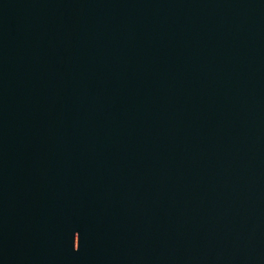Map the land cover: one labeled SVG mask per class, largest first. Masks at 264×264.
Masks as SVG:
<instances>
[{"label":"water","instance_id":"obj_1","mask_svg":"<svg viewBox=\"0 0 264 264\" xmlns=\"http://www.w3.org/2000/svg\"><path fill=\"white\" fill-rule=\"evenodd\" d=\"M0 264H264V0H0Z\"/></svg>","mask_w":264,"mask_h":264}]
</instances>
